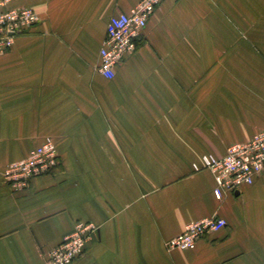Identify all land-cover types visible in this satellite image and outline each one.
I'll return each instance as SVG.
<instances>
[{
  "label": "crops",
  "instance_id": "crops-1",
  "mask_svg": "<svg viewBox=\"0 0 264 264\" xmlns=\"http://www.w3.org/2000/svg\"><path fill=\"white\" fill-rule=\"evenodd\" d=\"M8 1L41 21L0 57V264H45L79 221L98 231L74 264H264V173L218 200L192 168L264 130V0L163 1L112 79L109 21L141 0ZM48 137L57 167L7 186ZM209 217L226 227L167 249Z\"/></svg>",
  "mask_w": 264,
  "mask_h": 264
},
{
  "label": "built area",
  "instance_id": "built-area-1",
  "mask_svg": "<svg viewBox=\"0 0 264 264\" xmlns=\"http://www.w3.org/2000/svg\"><path fill=\"white\" fill-rule=\"evenodd\" d=\"M165 0H141L128 13L111 17L100 50L99 72L112 79L124 59L135 53L144 38L149 19ZM0 2V57L10 51L18 37L30 33L40 23L37 12L26 7L5 8ZM59 164V154L53 138H46L30 155L4 167L1 175L13 190L30 187L35 178L50 174ZM194 172L210 171L215 179L214 196L222 200L244 186H251L264 173V130L251 140L229 146L222 157L203 155L192 165ZM223 218L209 217L188 224L183 232L166 242L168 250H194L198 241L210 233L225 228ZM98 227L90 222H77L73 232L47 255L45 264H74L86 251Z\"/></svg>",
  "mask_w": 264,
  "mask_h": 264
}]
</instances>
